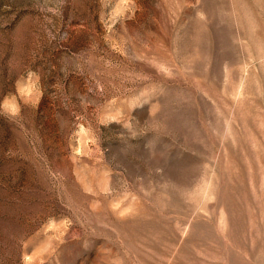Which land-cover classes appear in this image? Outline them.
Listing matches in <instances>:
<instances>
[{
    "label": "rangeland",
    "instance_id": "obj_1",
    "mask_svg": "<svg viewBox=\"0 0 264 264\" xmlns=\"http://www.w3.org/2000/svg\"><path fill=\"white\" fill-rule=\"evenodd\" d=\"M0 264H264V0H0Z\"/></svg>",
    "mask_w": 264,
    "mask_h": 264
}]
</instances>
